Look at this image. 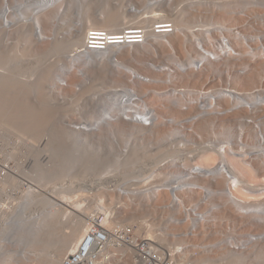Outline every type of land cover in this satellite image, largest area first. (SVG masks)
Segmentation results:
<instances>
[{
  "label": "bare ground",
  "instance_id": "6f19581e",
  "mask_svg": "<svg viewBox=\"0 0 264 264\" xmlns=\"http://www.w3.org/2000/svg\"><path fill=\"white\" fill-rule=\"evenodd\" d=\"M133 1L0 0V37L9 29L24 51L20 54L15 45L2 44L0 38V68L6 69H0V152L7 158L0 177V264H12V252L23 256L17 264L36 260L39 251L29 248L30 244L39 240L38 233L45 236L55 226L63 230L55 253L47 254V264H65L79 248L78 241L87 239L93 223L114 228L148 212H160L159 220L165 219V213L181 212L184 220H179L190 221L173 228L175 233L168 226V232L157 234L146 221L140 225L126 221L141 235L181 254L185 264L193 254L194 264L264 262V224L250 220L264 213V200L252 202L255 197H245L258 191L256 182L264 184V11L246 16L242 9L253 0H161L155 6L151 0H136L141 7H128ZM256 4L264 10V0ZM168 22L171 31L160 25ZM138 23H150L145 25L147 31L135 35L142 36V42L87 51L84 41L90 30L131 29ZM54 26L61 37L49 35ZM79 62L84 64L83 78L68 74L67 80L61 79ZM57 87L64 90L63 97L55 95ZM56 98L64 103L84 101L79 111L88 119L79 124L59 121L74 105L59 107ZM217 129L226 138L220 147ZM179 133L181 139H176ZM13 136L17 140L9 141ZM45 137L41 150L36 142ZM172 141L174 149L181 145L174 151L179 163L182 160L188 166L195 159L190 168L180 165L193 179L182 180L186 172L165 168L164 175L159 173L165 180L157 186L143 190L125 183L110 189L93 182L83 189L91 204L85 205L78 195L76 200V194L72 198L80 186L65 182L70 175L121 169L124 177L134 178L141 171L137 166L145 167L148 159L161 154L156 157L160 163L167 154L165 145ZM10 142L13 146L8 148ZM184 145L192 147L190 155L183 151ZM42 151L48 153L46 162ZM240 156L250 157V163ZM176 160L171 164L179 167ZM217 198L222 200L206 207L207 211L203 208V203ZM231 203L235 207H229ZM39 205L46 207L39 210ZM120 216L122 221L117 222ZM221 218L247 224L240 229L244 235L232 230L219 237L211 224ZM185 228L186 234L180 233L178 240L181 253L179 245L165 244L171 235L177 236V229ZM251 235L260 237L247 243ZM217 239L222 243L219 248ZM2 241L12 245L11 252L3 249ZM195 241L200 244L197 252L195 244L188 245ZM237 243L241 251L232 246ZM112 252L117 256L108 264L138 262L136 253L126 247Z\"/></svg>",
  "mask_w": 264,
  "mask_h": 264
},
{
  "label": "rangeland",
  "instance_id": "374dc122",
  "mask_svg": "<svg viewBox=\"0 0 264 264\" xmlns=\"http://www.w3.org/2000/svg\"><path fill=\"white\" fill-rule=\"evenodd\" d=\"M64 8V7H63ZM67 8V6L65 5V9ZM235 12V11H234ZM237 15V14H236ZM60 22V20H58V21H56V26L58 25V23ZM62 23V22H61ZM0 25L1 26H3V24L0 22ZM239 25V24H238ZM56 26H54V29L53 30H51L50 31V33H49V35H51L52 37L51 38H53L54 37V35H57V33L59 32V30H58V28L56 27ZM65 27H66V29H68L67 28V25H65ZM0 29H1V27H0ZM8 31H6V33L4 34V37L2 36V37H0L1 38V42H2V44H4V43H12L13 45H15L18 49H19V53L20 54H23L24 53V51H23V46H22V44H17V43H15L16 41V36H14L13 35V33H10V30L9 29H7ZM75 33H69V34H67V35H70V36H72V35H74ZM251 34V33H250ZM57 36H59V37H61L60 35H57ZM4 46V45H3ZM24 57H26V58H33V56L32 55H29V54H24L23 55ZM62 59L63 58H61V62H62ZM28 62V61H27ZM27 62H24L25 64H27ZM235 62V61H234ZM238 63V65L240 64V63H242V61L241 62H237ZM75 67L74 68H72V70H69L68 72H65L64 74H62L61 75V79H63V80H67V75L69 74V75H75V74H77L76 76H77V78H79V79H81V78H83V73H80V72H82V69L84 68V64L82 63V62H79V63H77V64H75L74 65ZM25 68L27 69V67H26V65H25ZM0 69H2V70H6V69H4V68H0ZM28 71V70H27ZM78 71V72H77ZM70 72V73H69ZM72 72V73H71ZM75 72V73H74ZM80 73V74H79ZM24 74H28L27 72H24ZM219 74H221V73H219ZM78 76H80V77H78ZM219 76V75H218ZM34 76H32V78H33ZM55 81V80H54ZM57 81H58V79H56V83H57ZM208 81H209V78H208ZM219 81V80H218ZM211 82V81H210ZM215 84V83H214ZM77 86H79V85H77ZM75 87V86H74ZM77 88V87H76ZM76 88H74V89H76ZM79 89H80V86L78 87ZM56 89V88H55ZM78 89V90H79ZM77 90V91H78ZM56 91H59V93H55V95H57V96H59V97H63L64 96V90L63 91H61V89L59 88V87H57V90ZM62 95V96H61ZM56 96V97H57ZM69 97H72V95L70 94V96ZM58 103L57 104H59V107H72L73 105L74 106H76V108L75 109H77L78 107H79V105H80V107L77 109V111H75V112H77V113H75L73 110V108H74V106L72 107V108H70V109H72V110H69L67 113H64V115L62 114L59 118V121H61V122H67V123H69V121H71V120H74L75 121V123L76 124H79L78 122H80V121H86L88 118L84 115L85 113H81V111H79V109L83 106V102L84 101H78L79 102V104H78V102L77 103H75V101L73 102L72 100H69L70 101V103H67V102H69L68 100L66 101V103H64L65 101L62 99V98H56L55 99ZM74 104H73V103ZM90 104H89V106H91V102H89ZM72 104V105H71ZM77 104V105H76ZM65 110V109H64ZM64 110L62 111V112H64ZM79 112V113H78ZM260 116H261V113H260ZM221 129H217V131H216V133H217V135H218V137H220V135H221ZM220 132V133H219ZM220 134V135H219ZM182 136V134L181 133H179V134H176L174 137H176V139H178V138H180ZM223 136V135H222ZM220 137V138H218V139H220L219 141H221V143L219 144V147H220V145L222 146V145H224V143H225V141H226V138L223 136V137ZM15 136H13L12 138H10V140L9 141H11V142H15V140H17L16 138H14ZM14 138V139H13ZM46 137H45V139L43 138V139H40L38 142H36V143H39V147H40V149L42 150L43 148H44V146H43V144L45 143V141H46ZM181 139V138H180ZM209 140L207 139L206 140V142H208ZM11 142H10V146L8 147V148H10V147H12L13 145L11 144ZM41 142V143H40ZM199 143V142H198ZM198 143H194L193 145H197ZM14 144V143H13ZM151 144V143H150ZM170 144V142L168 143V144H166L167 146ZM203 143H201V145H202ZM252 144V143H251ZM22 145V144H21ZM155 144L154 143H152V145L151 146H153V147H155L154 146ZM165 145V148H167V146ZM174 145H175V147H176V143H175V141L173 142H171V145H169L171 148H172V146H173V153L172 154H168V150H170V152H172V149H168L167 148V150L164 148V146H162L163 148H164V150L167 152V154H164V153H162V154H164L163 155V157L164 158H162V159H164V162H163V160L161 159V154L160 155H158V153H154V154H152V155H154V156H156V154L158 155V156H161L159 159H161L160 160V163H159V160H157L158 159V156H156L157 157V159H156V157H153V158H155V159H148L145 163V167H141V166H137V169H139V170H141L140 172L139 171H137V172H135V174L139 177V178H141L140 180L138 179V177H137V180H135V178H136V175H135V177L133 178V175L132 176H130V178L128 177H124L123 176V171H121V169H120V171H118V169L117 170H115V169H110L109 171H107V170H104L102 173L100 172V171H98L97 169H93V171H91L90 173L88 172V173H85V174H82V173H80L79 175H75V177L73 176V175H70L69 177H67L66 178V180H65V182H67V183H69L70 181H72L73 182V185H75L74 186V188H76V187H79L80 186V188H78V190H80V192L79 191H75L74 193H73V199L75 200V195L74 194H76V200H77V198L79 197V200H82V199H80V198H83V201H84V199H85V205H88L89 203L91 204V199H90V196H88L87 197V195H85L84 196V194H86L85 193V191L83 190V189H86V188H90V187H92V184H93V182H95L94 184H97V186H98V184H99V186H101V185H104L105 187L106 186H110V189L111 188H114L115 187V185L117 186V184L118 185H124L125 183H127L125 186H130V187H132V188H134V187H138V186H140L139 188L140 189H143L144 187H146V188H150L151 186H157V184H159V183H161V182H163V180H165V176H160L161 174L162 175H164L165 174V172L166 171H168L167 169H165V168H172L174 171L176 170H181L182 172H186V170H184L185 169V167H186V169L187 168H190L189 166H191V165H194V162H195V159L192 161V164L191 165H188L187 163H185V164H187L188 166H186V165H184V161H182L181 160V162L182 163H179V161H180V159H179V161H178V157L177 156H175L174 155V151H175V149H178L179 148V146H181V145H179V146H177L178 148H175L174 149ZM194 146V147H195ZM184 148H183V151L185 152V153H188V155H190L189 154V151H190V149L192 148L191 146H189V145H184L183 146ZM182 148V147H181ZM154 150V149H153ZM152 150V151H153ZM154 152H155V150H154ZM47 155H48V153L46 154V152L45 151H42V153L40 154V156L42 157V159H44L45 158V162H46V160H48V157H47ZM174 155V156H173ZM247 155V154H246ZM175 157V158H174ZM241 157V156H240ZM242 157H244V156H242ZM242 157H241V159H242ZM171 158H172V160H173V158H174V160H176V158H177V160L176 161H178L177 162V164L179 165V167L175 164H171L173 161L171 160ZM245 158V159H244ZM243 158V160H245V161H247V163H250V161H251V159H250V157L248 158L247 157V159H246V157H244ZM261 159H264V157H262ZM12 160V163H17V159H11ZM15 160H16V162H15ZM170 160H171V162H170ZM163 163V164H162ZM196 163V162H195ZM158 164H159V166H158ZM166 164V165H165ZM162 165V166H161ZM171 165L173 166V167H171ZM180 165H184L185 167H183V166H180ZM143 166V165H142ZM167 166V167H166ZM168 166H170V167H168ZM138 167H140V168H138ZM183 167V168H182ZM159 168V169H158ZM161 168V169H160ZM163 171V172H160V171ZM106 171V172H105ZM159 171V172H158ZM110 172V173H109ZM173 172V171H172ZM159 173H160V175H159ZM183 173V174H184ZM187 173V175H185ZM185 174H184V179H182V180H185V181H188V180H191V179H193V175H191V174H189L188 172H186ZM100 175V176H99ZM140 175V176H139ZM159 177H158V176ZM99 176V177H98ZM99 178H100V180H99ZM120 178V179H119ZM125 179V180H124ZM134 179V180H133ZM162 179V180H161ZM99 180V181H98ZM101 181V182H100ZM134 181H135V183H134ZM141 181V182H140ZM144 181V182H143ZM75 182V183H74ZM104 182V183H103ZM108 182V183H107ZM118 182V183H117ZM143 182V183H142ZM259 182V181H258ZM102 183V184H101ZM116 183V184H115ZM136 183H138V184H136ZM263 182H259V183H257L256 182V185L258 184V191H256L255 193H253V194H255L254 196H250V194H246L245 195V197L247 196L248 197V195H249V198H252V197H255L256 198V200L255 199H252V202H259V200H264V199H261V198H263V196H264V192H262V191H264V184H262ZM70 184H71V182H70ZM77 184V185H76ZM141 184V185H140ZM255 184V183H254ZM260 184H262V185H260ZM88 185V186H87ZM111 185H113V186H111ZM122 185V186H123ZM121 187V186H120ZM261 187V188H260ZM117 189L119 188V186H117L116 187ZM144 190V189H143ZM248 191V190H247ZM252 191H250V193H251ZM78 193V194H77ZM249 193V192H248ZM258 193V194H257ZM262 193H263V195H262ZM81 194V195H80ZM262 196H260V195ZM77 195H78V197H77ZM153 195V194H152ZM82 196H84V197H82ZM107 197V198H106ZM109 196H105L104 198H106V204H110V198H108ZM246 197V198H247ZM261 197V198H260ZM89 198V199H88ZM258 198H260V199H258ZM224 199V198H223ZM219 200H222V198H217V199H215V200H213L212 199V202H211V200L209 201V202H205V203H203V208L205 209L206 207L207 208H209L210 207V205H212L213 203L215 204V202L217 203V202H219ZM194 203H196L197 204V201H193ZM88 203V204H87ZM118 203V202H117ZM119 204V203H118ZM121 204V203H120ZM119 204V205H120ZM208 204V205H207ZM230 204V203H229ZM85 205L83 206V207H85ZM234 204H232L231 203V205L229 206V207H232ZM97 206V205H96ZM38 207V209L39 210H42V209H44V207H46V206H44L43 207V205H39V206H37ZM201 207H202V205H201ZM234 207H235V205H234ZM47 210H49V206H48V208H47ZM46 210V211H47ZM87 211H90L89 209H86ZM206 210V209H205ZM82 211V210H81ZM207 211V210H206ZM261 212H263V211H261ZM260 212V213H261ZM157 213V212H156ZM80 216H84L83 214H81V213H78ZM158 215H160V212H158L157 214H155V213H152V212H148V213H146V215H144V217H141V218H139V217H136V219L135 220H124L123 222H131L132 224L133 223H136V221H137V223H139V225H140V222H147V224H150L151 225V227H152V229H154V232H155V234H157V233H160V232H162V231H164L165 230V232H168L165 228H167L168 226H169V229L168 230H170V228H171V230L170 231H172L173 232V228H178V227H180L181 225H184V224H190V221L188 220L187 222L185 221H181V220H184L183 218H184V216L181 214V212L179 213L178 212V214H170V215H168V213H165L164 214V216H166L165 217V219L164 220H159V219H157V216ZM167 216H171V218L170 219H168V217ZM257 216H259L260 218L258 219V217L256 218L255 217V220H253V219H250L253 223L252 224H254V225H257L256 223H261V224H264V213L263 214H260V215H257ZM179 218H182L181 220H179ZM120 219H122V217L120 216V217H118L116 220H117V222L118 221H122V220H120ZM186 219V218H185ZM226 219H228V220H226ZM115 220V221H116ZM126 222V223H127ZM191 224L192 225H194V222H192L191 221ZM195 224H197V225H200L201 224V222L199 223H197V221H196V223ZM212 225V230H213V232H217L218 233V231H219V233H218V236L219 237H221L222 235H224L225 233H226V231H235V232H239V236H243L244 234H242V233H240V229H242V227L243 226H245V225H247V224H243V225H239L238 223H236L235 221H233V220H230L229 218H224V219H219V221H217V222H215V224H211ZM210 224L208 225L209 226V231H210V226H211ZM55 227H56V230H55ZM54 228H52L51 229V231L52 232H49V231H47L49 234H50V236H51V238H50V236H48V233H46L45 234V236H43V234H39L38 233V235L40 236H38L39 238V240L37 241L36 240V242H33L34 243V245H33V243H31L30 244V246H29V248H31V246H32V249L34 248V250H36L37 251V253H38V251H39V255H38V258H36V260H33V261H30L29 262V264H47L48 262H47V260H48V258H47V254L49 255V253H51V254H54L55 253V251H56V247H58L59 246V244L57 243V237H58V235L60 234L59 232L61 231L60 229H62L63 230V226L62 227H59V226H55ZM195 227V226H194ZM244 228V227H243ZM66 230H69L70 228H68V227H66L65 228ZM186 229L187 228H185V230L183 229V230H181V229H177V230H179V231H177L176 232V237H174L173 238V236L171 235L170 236V238H169V241L168 242H166L165 244H177V245H180L179 244V239H180V233H185V231H186ZM188 229H190V228H188ZM57 231V232H55V231ZM238 230V231H237ZM194 231V230H193ZM195 231H196V229H195ZM46 232V231H45ZM63 232V231H62ZM173 233H175V232H173ZM211 233V232H210ZM209 233V234H210ZM56 234V235H55ZM186 234V233H185ZM53 236V237H52ZM44 237H46L45 239H43L42 240V238H44ZM49 237V238H48ZM208 237V236H207ZM206 236H205V238H207ZM41 238V239H40ZM218 238V237H217ZM56 239V240H55ZM187 240H186V242H188L190 239L189 238H186ZM201 241H206L205 239H202V238H199ZM177 240V241H176ZM39 241H41V242H39ZM215 241V240H214ZM217 242H215L216 244H218V239L216 240ZM3 242V241H2ZM2 242H1V244H2ZM47 244H46V243ZM181 242H183V241H180V243ZM5 242H3V244H4ZM36 243V244H35ZM6 244V245H5ZM4 245H3V249L4 250H7L8 252H11V250H12V245H10L9 243H5ZM45 244V245H44ZM214 244V243H213ZM222 243L219 241V244L218 245H216L218 248L219 247H221L222 245H221ZM8 245V246H7ZM42 245V246H41ZM55 245V246H54ZM5 246V247H4ZM45 246V247H44ZM17 248V247H16ZM40 249H41V251H40ZM14 250H16V249H14ZM47 250H48V252H47ZM41 252V253H40ZM46 252V253H45ZM116 252H118L119 254H121V251L120 250H115V253ZM12 253H14V252H12ZM12 253H11V258H12V264H17V261L18 260H20V259H23V256H19L16 252L12 255ZM43 253V254H42ZM191 254H193V252H191ZM199 254H201V253H199ZM198 254V255H199ZM43 255L45 256V257H43ZM197 255V256H198ZM34 256H32V258H33ZM193 257H195L194 256V254H193V256H192V258H189V260L188 261H192L193 263H195V260H194V258ZM5 258V257H4ZM35 258V257H34ZM40 258V259H39ZM38 259V260H37ZM47 259V260H46ZM37 261V263H35ZM214 264H217V263H214ZM247 264H251V262H248ZM252 264H254V262H252ZM262 264H264V262L262 263Z\"/></svg>",
  "mask_w": 264,
  "mask_h": 264
},
{
  "label": "built area",
  "instance_id": "2783aa9c",
  "mask_svg": "<svg viewBox=\"0 0 264 264\" xmlns=\"http://www.w3.org/2000/svg\"><path fill=\"white\" fill-rule=\"evenodd\" d=\"M153 6L162 4L161 0H151ZM197 2V0H195ZM259 0L251 1L249 7H246L242 10H245L246 16L251 14V11L258 10L264 11L259 6H257ZM196 3H194L195 5ZM183 5V4H182ZM128 7H141L140 3L133 1L132 5ZM259 7V8H258ZM157 8V7H155ZM191 9V8H190ZM144 23H138L133 26L135 28L131 29H120V30H90L87 34V38L84 43L88 52L103 51L109 47V45L116 43L126 45L129 43H140L144 40L142 36L143 31H147L148 28ZM167 31L172 30L171 22L160 23ZM124 36H127L124 39ZM209 49L208 45L205 44ZM202 48V47H201ZM206 48V47H205ZM3 145V142L0 140V149ZM10 146V145H9ZM7 146V147H9ZM6 156L0 152V177L4 174V162ZM99 222L93 223L92 227L89 230L88 237L86 240H79L76 253L74 255H69L65 259V264H108L117 256L113 254L114 249L126 247L131 251H134L138 257L137 264H185V261L181 259V254L172 252L169 247H166L156 240L147 238L139 233V230L135 229V226L128 223L119 222L115 224L114 228H107L104 225L102 226ZM231 235V234H230ZM260 236L251 235V241L248 239V242H255L259 239ZM248 238V237H247ZM231 241V240H230ZM229 241V242H230ZM195 244L193 248L194 252H197L200 244L198 241L189 243L188 245ZM235 249L241 251L243 249L242 245L238 243L232 245ZM179 250L177 252H182L183 247L179 245ZM187 264H194L191 261L186 262ZM205 264V263H204ZM214 264V263H213Z\"/></svg>",
  "mask_w": 264,
  "mask_h": 264
}]
</instances>
